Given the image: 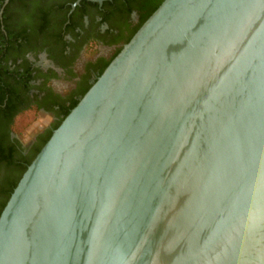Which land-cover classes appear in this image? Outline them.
I'll list each match as a JSON object with an SVG mask.
<instances>
[{"label":"water","instance_id":"1","mask_svg":"<svg viewBox=\"0 0 264 264\" xmlns=\"http://www.w3.org/2000/svg\"><path fill=\"white\" fill-rule=\"evenodd\" d=\"M0 264H264V0H163L23 172Z\"/></svg>","mask_w":264,"mask_h":264},{"label":"flooded vegetation","instance_id":"2","mask_svg":"<svg viewBox=\"0 0 264 264\" xmlns=\"http://www.w3.org/2000/svg\"><path fill=\"white\" fill-rule=\"evenodd\" d=\"M76 1L3 0L0 6V28L7 35L8 27L13 35L3 47L7 54L2 64L7 74L30 76L25 104H39L37 110L52 118L25 143L10 133L23 153L52 129L60 117L54 113L58 104L81 97L80 91L94 82L140 20L136 9ZM42 24L48 34L37 29Z\"/></svg>","mask_w":264,"mask_h":264},{"label":"trees","instance_id":"3","mask_svg":"<svg viewBox=\"0 0 264 264\" xmlns=\"http://www.w3.org/2000/svg\"><path fill=\"white\" fill-rule=\"evenodd\" d=\"M2 1L3 0H0V6ZM162 1L163 0H109L104 1L103 3L111 2L116 6H122V8L125 7V10L136 9L138 11L140 20L137 26L129 33L124 42L125 44ZM86 3L98 5L97 2L87 0L80 1V4L85 5ZM67 19H69V17ZM46 27L47 25L42 24L38 25L37 29L42 33L48 34ZM5 31L7 32V35H5L0 28V213L23 172L39 152L41 147L49 139L52 131L58 127L65 116L78 103L80 98L97 79L96 78L92 84L86 86L80 91V98L72 100L70 104H58L59 107L57 110H54V113L57 111V114L60 115V117L52 125V129L48 130L46 134L39 136L37 143H35L26 153H23V150L19 148V143L15 140H11L9 136L10 133L13 132L12 125L14 123V118L24 110L31 108L30 104H25L28 102L27 89L30 76L23 77L21 74L16 76H13L14 74H7L9 71L6 68V65L2 64V62L6 60L7 54L3 47L5 44L12 42L13 35L8 27H5ZM10 36L11 40L9 39ZM121 48L117 49L113 57L106 63V66ZM106 66L101 69L99 75L103 72ZM37 105L39 106V104ZM38 106H35L33 109H37ZM45 107L46 109L53 110L52 106H48L47 104Z\"/></svg>","mask_w":264,"mask_h":264},{"label":"rangeland","instance_id":"4","mask_svg":"<svg viewBox=\"0 0 264 264\" xmlns=\"http://www.w3.org/2000/svg\"><path fill=\"white\" fill-rule=\"evenodd\" d=\"M52 121L51 116L30 108L14 118L12 131L22 142H27L43 126Z\"/></svg>","mask_w":264,"mask_h":264},{"label":"bare ground","instance_id":"5","mask_svg":"<svg viewBox=\"0 0 264 264\" xmlns=\"http://www.w3.org/2000/svg\"><path fill=\"white\" fill-rule=\"evenodd\" d=\"M234 237V232H228V234L226 235V240L228 241V243L226 244L225 243V246L223 247L224 250H230L228 255H227V258H232V259H236L238 258V260L244 256L245 254V248L244 246L242 245L241 247L237 246L235 243H232L231 242V238ZM245 237V236H244ZM246 238V237H245ZM249 240H251L250 237H248ZM214 255H218V253L221 251L219 248H215L214 249ZM210 256V254H209Z\"/></svg>","mask_w":264,"mask_h":264}]
</instances>
